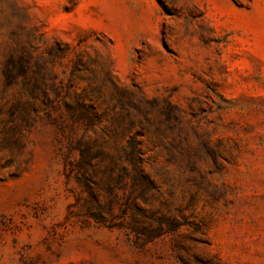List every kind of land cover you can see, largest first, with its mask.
<instances>
[{"label": "rangeland", "instance_id": "rangeland-1", "mask_svg": "<svg viewBox=\"0 0 264 264\" xmlns=\"http://www.w3.org/2000/svg\"><path fill=\"white\" fill-rule=\"evenodd\" d=\"M0 264H264V0H0Z\"/></svg>", "mask_w": 264, "mask_h": 264}]
</instances>
